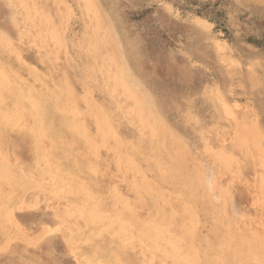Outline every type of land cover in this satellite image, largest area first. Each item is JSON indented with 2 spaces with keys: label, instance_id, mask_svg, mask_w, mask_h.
<instances>
[{
  "label": "rangeland",
  "instance_id": "obj_1",
  "mask_svg": "<svg viewBox=\"0 0 264 264\" xmlns=\"http://www.w3.org/2000/svg\"><path fill=\"white\" fill-rule=\"evenodd\" d=\"M15 1L0 0V40L3 39L1 40L3 46H0V63L5 66L8 64L9 67L8 65L6 67L8 71L12 70L23 77L25 68L22 63L26 61L29 64L26 62L25 64L36 66L40 73L45 72V76L50 74L47 78L59 85L60 89H65L70 104L77 114L83 117L80 120L82 130L85 135L88 134L86 137L96 144L95 151L89 152L90 156H85L87 149L82 145L78 149L75 145V136L64 128H48L50 131H46L48 136L50 135L49 141L53 142L55 147L70 152L72 149L75 150L76 146L78 150L84 152L81 153L85 162L91 161L90 165L94 166V169L97 168L96 177L81 176L83 181L85 179L87 189L95 191L98 186L111 185L122 198H127L126 201L135 200L137 203L134 193L125 188L123 173L116 167L117 154L114 156L111 152L113 146L118 145L121 146L119 153L124 156L127 145L128 149L135 145L133 150L138 147L140 153L137 150L136 152L139 156L133 150H126L125 156L136 154L131 158L135 164L147 162V158L154 159L155 162L158 160L160 165L156 163L157 166L164 170L161 169L159 173L163 174V177L167 176L164 183L165 178H162L163 181L159 179L161 178V175L157 176L159 173L148 174L149 182L152 180L151 185L148 182L150 188L156 189L154 184L159 187L160 183L166 184L162 185L163 188L160 187L161 190L158 192L160 194L165 191L164 195L171 199L168 200L163 193L166 199L162 195L161 197L171 204L175 202V206L180 201L186 202L191 199L195 206L192 205L195 220L198 223L203 221L198 224L195 233L196 245L208 247L217 243L219 234L216 232L214 234L217 222H214L215 218L211 215L214 213L218 217L220 213L223 220L226 218L224 221L227 223L236 225L239 229L248 227L256 231L255 238L258 237L259 240H255L258 244L257 252L262 253L260 255L263 257L264 166H257L255 163L257 156L254 153L261 151L259 154L262 153L264 156V0H88L89 9L95 14L99 31L102 32H99V36L103 49L99 48L98 55L102 53L104 57L106 56V70L109 76L114 78L123 76L125 91L134 97L138 105L136 110L139 119L151 128L152 136L139 132V126L134 127L136 125L131 123V118L124 115L127 119L124 120L121 113L120 116L116 115L118 114L116 108L121 107L120 100L116 97L112 100L109 93H106L107 90L104 91L106 87L101 85L104 75L99 65L95 67H99L100 71L99 68L93 69L90 66L89 71H93L90 77L86 66L91 65V55L89 51L86 53L85 42L89 39L85 37V32L88 35L86 30L88 20L84 18L79 0H36L37 5L41 4L48 27L57 35L55 39L58 47L55 46L51 56L46 55L44 49L38 51L30 45L29 39L35 32L34 24L22 13L13 11ZM29 30H32L31 33ZM14 46L20 47H16L20 52L12 49ZM96 69L103 79L98 77ZM114 103L120 105H115L116 110ZM114 115L119 116L118 121ZM26 117L30 118L29 121L24 120ZM100 117L108 118L110 126L113 123L111 127L113 131L115 129L116 135L111 137V140L106 139L103 145L100 144L97 131ZM24 118L20 129L0 131L2 155L0 165L8 166L6 170H10L12 174L4 176L0 173V232L7 234L6 240L0 237V264H75L72 257L68 256L69 253H66L58 234L54 232L55 214L52 209L56 199L47 187L45 171L48 164L37 161L33 153V137L27 130L33 125L34 120L28 115ZM120 118L123 124L124 121L130 124L123 126L121 122L119 123ZM55 122L59 125L61 120L57 119ZM233 127L237 130L244 128V132H247L251 139L254 137L255 139L251 144L246 142L236 145L237 142L231 136L235 130ZM121 137L124 139L123 142ZM115 138H119V141ZM152 139L153 141H150ZM61 140L64 144L60 142ZM67 144L71 145L70 149ZM239 148L244 151L237 150ZM130 152L132 153L129 154ZM143 159L144 161H141ZM161 162L166 168L161 167ZM136 166L146 168L145 163ZM34 168H38L40 172ZM87 179L89 181H86ZM256 185H259V188ZM169 187L173 188L172 191H168ZM255 188L263 192L261 200H258L259 197L257 200L254 198L255 191L257 193L258 190ZM173 191L178 192L173 195L178 200L171 197L170 193ZM181 193L185 196L182 197ZM62 204L67 205L66 202ZM6 207L10 208L7 210ZM212 222L214 224L211 225ZM10 223L15 226L12 227ZM18 226L20 230L16 229ZM245 252L244 256L237 255V259L240 256L241 260L246 259L247 261H243L249 264ZM260 255L256 262L264 264V261H259ZM198 259L197 264H202L201 259L200 262ZM237 259L235 264L238 262ZM240 259L238 264H243V261L240 263Z\"/></svg>",
  "mask_w": 264,
  "mask_h": 264
},
{
  "label": "bare ground",
  "instance_id": "obj_2",
  "mask_svg": "<svg viewBox=\"0 0 264 264\" xmlns=\"http://www.w3.org/2000/svg\"><path fill=\"white\" fill-rule=\"evenodd\" d=\"M35 1L36 0H16L15 5H13V6L11 5V6L14 8L13 9V11L15 10L14 12L18 11V12L22 13L26 17V19L32 21V23L34 24L33 26L35 28L34 29L35 32H34L33 36L31 37V39H29L30 45L38 51H39V49H44V52L46 53V55L51 56L53 50L55 49V46L58 47L57 41L55 39V37L57 35L55 34V32L52 29H50V27H48L49 25L46 23L44 16H43L42 8L40 7L41 4L39 6V5H37L38 0L36 2ZM79 3L82 4L81 6H82V11H83L84 16H85L84 18H86V21L88 20V22L86 23V25H87L86 30L88 31L89 37H88L86 32H85V37L87 36V38H89V39H87L88 41L85 40V42H87L86 53L89 51L90 55H91V59H90L91 65L86 64L89 66V67L86 66L87 71H89L90 66H92L94 69L95 66L99 65V67L102 69V72L104 75V80L102 81L103 83L101 82V85L103 84L104 88L106 87V89L104 91L107 90L106 93L107 92L109 93L108 95L111 97V99L116 97V99L120 100L121 107L116 108L118 111V114H116V115H119L121 113L123 115V117L121 115L122 119L124 118V115L127 116V118L128 117L131 118V123L133 122L136 125L134 127L139 126V132H141L143 135H144V133H147L148 136H152L153 132H152L151 128H149L145 124V122H143L142 120L139 119V115H138V112L136 110V106H138L137 102L135 101L134 97L128 95L127 94L128 92L126 93V91H125L126 86L123 82L125 80L122 79L123 76L119 75L118 77H115V78L112 76H109L108 72L106 70L107 69V60L105 58L106 56L104 57L102 55V53L98 55V53L100 52L98 50H99V48L101 50V47L103 49V45L101 43V39L99 36L100 31H99V27H98V24H97L96 19H95V14L89 9L90 4H89L88 0H79ZM18 12H17V14H18ZM14 14H16V13H14ZM100 23H101V21H100ZM31 31H30V33H31ZM100 33H102V32H100ZM1 35L3 36V34H1ZM5 39H4V41H5ZM1 40H3V39H1ZM1 40H0V46L2 47L3 43ZM8 43H9V41H8ZM5 44L7 45L6 41H5ZM16 47H18V46H14V48H12V49L17 50ZM18 48H20V47H18ZM19 50H21V49H19ZM17 52H20V51L17 50ZM87 55H89V53ZM100 55H102L103 57ZM100 57H102V58H100ZM25 62L22 63L24 68H25V70H24L25 75L23 77L18 76V74L15 72H12V70L8 71V69L6 68L8 64L5 66L4 64L0 63V131L1 132L2 131H8L9 132L12 130L14 131L15 129L21 127L23 118L27 115L32 117V119L34 120L33 125L27 130H29V133H31V135L33 137V141H34V152L33 153L35 154V157H37V159H38L37 161H39V162L44 161V163L47 162V164H48L46 166V167H48L47 171H45V174L47 177V179H46L47 180V187L49 188V190H51L53 192V194L55 196L54 198L56 199V201L54 200L56 202L54 209H52L54 211V214H55L54 215L55 216L54 232H56L58 234L59 238L61 239L62 243L64 244V246L66 248L65 249L67 251L66 253H69L68 256L70 255L72 257V259L75 261V264H197L196 259H198V258L201 259L202 264H235L234 262L238 258L237 255L241 254L244 256L243 252H245V251H246L245 254L249 256V257L246 256L248 261H250L252 264L258 263V261L256 262V260H258V256L262 253L258 254V252H257L258 251V249H257L258 244H256L255 240L256 241H259V240H257L258 237L255 238L254 232H256V231H253V229L251 230V228H248V227H246V229L245 228L239 229L238 226L229 224L226 221H224L226 218H225V216H223L225 218L223 220L222 216H220V213L218 214V217L215 216L214 213L211 215L215 218L214 222H217V225L215 227V231L213 230L214 228L211 229L214 231V234H215V232L217 234H219L217 243L214 245H209L208 247L202 246L201 244H199L200 246L196 245V242H195L196 234L195 233H197L196 230H198L197 229L199 227L198 224L202 223L203 221L198 223V221L195 220V215H194L195 210L192 208L193 204H192L191 199L186 200V202L180 201L175 206V202L173 203L174 204L173 205V204H171L170 201H168L171 198L164 195V194H166L165 191H164V193L161 192L159 194L158 191L161 190L159 188L160 187L163 188L162 187L163 183L162 184L160 183V185H161L160 187L157 184H154L156 189L158 188L159 190H156L154 187L150 188L149 185H151L150 182L152 180L149 182L148 176L151 174L156 175L157 173H159L161 171L162 168L160 169L156 164V163H158L160 165V162L158 160H157V162H155V161H153L154 159L147 158V162H144L145 166H146V168L144 167L145 169L139 168L138 166H136V164L137 165H143L144 163L140 162V160H139L140 164H138V163L135 164L134 160L132 161L131 158H134L136 154L139 156V154L136 152L138 147H136V149L134 148V150H133V147H135V145L134 146L132 145L133 147L131 149H128L129 145H127L125 142H124L125 145L121 143L124 146H126V145L128 146V147H126L127 151L133 150V152L134 151L136 152V154L131 155V156H125V155H127L126 150H125L126 154L123 156L121 153H119L121 151V146L117 145L118 147L117 146L114 147L113 146L114 144H112L113 148H112L111 152L114 153L113 154L114 156L117 154L115 156L116 157L115 163L117 165L116 167H118L117 169H119L123 173V175L121 174L123 177L120 176V178L122 177L124 179L123 183L125 185V188L129 189L132 193H134L135 198L137 200L136 201L137 203H135V200L132 202L130 201L131 203L128 202V200L126 201L127 198L126 199L122 198L121 195H119V193H117V191L111 185L98 186V187H96L95 191H89L87 189L88 186L84 182L85 179L83 181V178H81V176H84V178H85V176L86 177H89V176L90 177H92V176L96 177L98 170L96 173L97 168L94 169V166L90 165L91 161H90V163L87 162V160L85 162L83 156L84 155L90 156V154L88 155V153L95 151L96 144L93 143V141L89 140L86 137V135H88V134L85 135L83 130H82V125H81L80 120L83 119V117L81 118L80 115L77 114L75 109L70 104V101L67 97V93L65 92V89H60L59 85H56V83L54 84L50 79L47 78L48 76H50V74L48 76L47 75L45 76L44 75L45 72H43V73L41 72L42 73L41 74L38 70H36V66L34 67L31 64L28 65L29 64L28 62H26L28 64H25ZM19 66H20V64H19ZM8 67H9V65H8ZM99 67H95V68L98 69ZM100 68L98 71H100ZM97 69H96V71H97ZM16 70H18V69H16ZM124 70L122 71L123 73H124ZM21 71L22 70H20V72ZM98 71H97V73H98ZM119 71H120V69H119ZM92 72L89 71L90 77H92L91 76ZM94 75H95V73L93 74V76ZM99 75L100 74L98 73V77L103 79V77H101ZM126 79H128V78L126 77ZM91 80H93V79H91ZM61 83H62V81H61ZM103 86H101L102 89H103ZM127 90L129 91V89H127ZM116 99H115V101L117 103ZM84 100H85V98H84ZM112 100H114V99H112ZM105 105H106V103H105ZM115 105L116 104L114 103V110H116L115 107L118 106L119 103H118V105H116V106ZM106 106H105V108H106ZM105 108H102V110ZM143 111H145V109ZM102 113H104V111H102ZM105 115H106V113H105ZM146 115H144V116L146 117ZM93 116H95V115H93ZM113 117L115 118L117 116L114 115ZM118 117H117V121H118ZM225 118H223V119H225ZM29 119L27 117L24 118V120H28V121H29ZM57 119L61 120V123H59V125L55 122ZM122 119H121V121H119V123L121 122V124L124 126V124H126L127 121H124L125 123L123 124ZM158 119H159V117H158ZM124 120H127V119L124 118ZM98 121H97L98 125H99V128L97 130L98 134H99L98 137H100L99 138L100 144L103 145L107 141L106 139H108V138L110 139L113 136L116 137V135H114L115 129L113 131V128L111 127L113 123L110 126L108 118H106V117H104V118L100 117ZM110 122H111V119H110ZM112 122H113V120H112ZM29 123H27V125ZM115 123H116V121H115ZM233 123H236V122L234 121ZM238 123H236V124H238ZM121 124L119 126H121ZM127 124H130V122ZM236 124H233V125L236 126ZM133 125L134 124H132V127H133ZM58 127L64 128L65 130L72 133L75 136L74 137L75 141H76L75 145L77 146V148L82 145L83 147H85V149H87L88 152L86 151L87 153L83 155L84 152L78 150L79 148L77 149L76 146H75V150L71 148L72 151H70V152H68L66 150H61V149L55 147L53 142L49 141L50 135L48 136L47 131H50V130H47V129L48 128H50V129L58 128ZM250 127H251V125H250ZM233 128H235V130L232 131L233 134L231 136H233L235 141L237 142L236 145H239V144L242 145V144H245L246 142H247V144L248 143L251 144V141L255 139V137H254V139H251L249 137V134L247 132H244V130H245L244 128L242 130L240 128L237 130L236 127H233ZM254 129H255V127H254ZM23 130H25V129H23ZM136 131H137V129H136ZM250 132H252V131H250ZM23 133H24V131H23ZM95 133L97 134V132H95ZM255 133H257V132H255ZM20 134H22V133H20ZM4 135H6V134L4 133ZM118 135H119V133H118ZM88 137H92V136H88ZM122 138L123 137H121V141L123 142L124 139H122ZM57 139H59V137ZM91 139L94 140L93 138H91ZM115 139L117 141H119L118 140L119 138L118 139L115 138ZM150 141H153V139ZM60 142L63 143L62 140ZM126 142L129 143V141H127V140H126ZM146 142H148V141L146 140ZM203 142H205V141H203ZM66 143L67 142L65 141V145H66ZM253 143H252V145H253ZM107 145H108V143H107ZM130 145H131V142H130ZM70 146L68 145L69 149H70ZM153 147H155V146H153ZM240 147L243 148V146H240ZM248 148H246V149H248ZM124 149H125V147H124ZM254 149L253 150L256 151V148H254ZM237 150H241V149L239 148ZM241 151H244V149ZM3 152H4V150H3ZM81 152H83V153H81ZM125 152H123V153H125ZM131 153L132 152H130L129 154H131ZM259 153H258V151L254 153L257 156V157H255V159H256L255 163L257 164V166L261 167V166H264V156L262 155V153L261 154H259ZM248 154H250V153L248 152ZM225 155H227V154H225ZM0 156H2V155H0ZM230 156L231 155H229V157ZM241 156H242V154H241ZM93 157H95V156H93ZM151 157H153V156H151ZM251 159H253V158L251 157ZM136 161H137V159H136ZM141 161H144V159ZM34 162H35V164L37 163L36 159ZM170 162H172V161H170ZM251 162L253 164V160ZM8 163H9V161H8ZM87 163H89V164H87ZM146 163H147V165H146ZM4 164H6V163H4ZM35 164H34V167H36ZM41 164H39V165H41ZM6 165H8V164H6ZM39 165L37 164V166H39ZM93 165H95V164H93ZM163 166H165V165H163V163H162L161 167H163ZM7 167L6 166L4 167L3 164L0 165V173L4 176L12 175L9 172L10 170H8V171L6 170ZM165 168H166V166H165ZM34 169L37 170L38 168L37 169L34 168ZM166 170L168 171V166H167ZM166 170H165V172L167 174ZM23 172H25V171H23ZM39 172L40 171H38V173ZM41 172H42V170H41ZM21 173H22V171H21ZM166 174H164V176H166ZM40 175H42V174H40ZM160 175H161V178H159V179H161L163 181V179L165 178L164 179V183H165L167 176L163 177L162 176L163 174H160V173L157 176L159 177ZM30 176L33 177V175H30ZM99 176H100V174H99ZM99 176H98V178H99ZM16 177H17V175H16ZM13 178H15V176ZM115 178H116V176H115ZM7 179L8 178H6V180ZM35 180H34V182H35ZM158 180L156 182H158ZM258 180H259V178H258ZM86 181H89V180L87 179ZM40 182H42V180ZM148 182H149V185H148ZM259 182H260V180L257 183H259ZM5 183H6V181H5ZM154 183H155V180H154ZM38 184H40V183H38ZM17 185H18V183H17ZM44 185H46V184H44ZM163 186H166V184ZM258 186L259 185H256V187H258ZM38 187L40 188V186H38ZM171 187H173V186L171 185ZM5 189H7V188H5ZM14 189H16V188H14ZM169 189H170V187H169ZM172 189H170V190L167 189V190L172 191ZM16 190L19 191V189H16ZM42 190H43V188H42ZM49 190H48V193H49ZM175 190H176V188H175ZM26 192H28V191H26ZM14 193H15V191H14ZM162 193L165 197H167L169 199L165 200L166 198L163 197ZM177 193L175 191L171 192L170 193L171 197L173 195H176ZM183 193H184V191H183ZM183 193H181V195H183ZM170 194H167V195L169 196ZM252 194L253 193H251V195ZM255 194H256V196H255ZM255 194H254V198H256V200H257L259 197L260 199H258V200H261L263 192L260 189H258L257 193L255 191ZM161 195L165 199H163L161 197ZM184 196H185V194L182 197H184ZM182 197H181V200H182ZM174 198L175 197L173 196V199ZM186 198H189V197H186ZM185 199L183 198V200H185ZM176 200H178V199H176ZM262 200L264 201V198ZM188 201L191 203H189ZM62 202H64V203L66 202L67 205L65 204L66 206H64L62 204ZM39 203H40V201H39ZM47 203H48V201H47ZM255 204H256V202H255ZM263 204H264V202H263ZM47 206H49V205H47ZM257 206H259V205L257 204ZM262 207H263V205H262ZM262 207H261V209H262ZM9 208H7V210ZM214 209H215V207H214ZM144 211H146V213ZM198 212H200V211H198ZM221 213H223V212H221ZM263 213H264V210H263ZM219 216H220V218H219ZM214 218H212V220H214ZM9 219L11 220L12 218H10V216H9ZM212 220H210V221H212ZM11 221H12V223H14L13 219ZM249 222H250V220H249ZM12 223H10L11 226L12 225L15 226L14 225L15 223L14 224H12ZM212 224H214V223L212 222L211 225ZM202 226H203V224H202ZM243 226H245V225H243ZM211 227H213V226H211ZM16 229L20 230L19 226ZM45 229H46V227H45ZM20 233H22V232H20ZM6 235H5V233L0 232L1 238L2 237L4 239L7 238ZM8 236H9V234H8ZM197 237H200V236L197 235ZM202 239H204V238H201V240ZM205 240H206V238H205ZM198 242H200V241H198ZM33 243H35V242H33ZM207 244H206V246H207ZM256 252H257V255H256ZM262 252L264 254V250ZM263 257L261 256V260H259V261H264ZM200 259H198V262H200ZM239 259H240V256H239ZM239 259H237L238 262H239ZM243 260L240 259V263ZM244 261H247V260L245 259ZM238 262H237V264H238ZM250 262H249V264H250ZM246 263H248V262H246ZM262 264H263V262H262Z\"/></svg>",
  "mask_w": 264,
  "mask_h": 264
}]
</instances>
